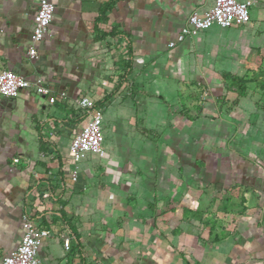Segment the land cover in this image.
I'll list each match as a JSON object with an SVG mask.
<instances>
[{
  "label": "crops",
  "instance_id": "crops-1",
  "mask_svg": "<svg viewBox=\"0 0 264 264\" xmlns=\"http://www.w3.org/2000/svg\"><path fill=\"white\" fill-rule=\"evenodd\" d=\"M51 1L30 58L35 0H0V71L49 90L0 97V260L29 215L50 234L38 264H264V0L173 47L213 0ZM83 96L104 156L84 154L72 182Z\"/></svg>",
  "mask_w": 264,
  "mask_h": 264
},
{
  "label": "built area",
  "instance_id": "built-area-1",
  "mask_svg": "<svg viewBox=\"0 0 264 264\" xmlns=\"http://www.w3.org/2000/svg\"><path fill=\"white\" fill-rule=\"evenodd\" d=\"M36 11L33 16L30 45L27 55L36 57L35 44L38 43L47 31L52 19L54 5L51 0H35ZM254 0H213V4L204 11L193 10L187 16L186 22L178 31L175 39L168 42V47L182 42L186 37L206 31L212 27L227 29L245 25L250 20V9ZM32 89L40 95H47L49 90L43 86L40 79L29 81L23 76L9 70L0 71V97L14 98L21 90ZM77 106L89 115L88 120L75 133L68 144V154L74 163L70 171V180L77 179V163L86 153L104 156L102 147L101 119L102 113L94 107L88 97H80ZM14 163L18 159H13ZM22 235L18 245L0 260V264H38L37 253L43 241L49 237L46 227L37 224L29 215L24 216ZM64 249L69 248L70 238L61 235Z\"/></svg>",
  "mask_w": 264,
  "mask_h": 264
},
{
  "label": "rangeland",
  "instance_id": "rangeland-1",
  "mask_svg": "<svg viewBox=\"0 0 264 264\" xmlns=\"http://www.w3.org/2000/svg\"><path fill=\"white\" fill-rule=\"evenodd\" d=\"M224 82H223V84H224V86L226 87V86H228L229 87V89H231L232 87V89L233 90H235V92L237 93V94H242L243 93V89H244V86H243V82H244V79H243V77H242V75H240V76H228V75H226V74H224ZM243 90V91H242ZM228 97H224L223 98V101L224 102H222V105H224L223 107L224 108H226V104H227V101H228Z\"/></svg>",
  "mask_w": 264,
  "mask_h": 264
},
{
  "label": "trees",
  "instance_id": "trees-1",
  "mask_svg": "<svg viewBox=\"0 0 264 264\" xmlns=\"http://www.w3.org/2000/svg\"><path fill=\"white\" fill-rule=\"evenodd\" d=\"M128 55L130 56V50L128 49ZM130 58V57H129ZM95 107V106H94Z\"/></svg>",
  "mask_w": 264,
  "mask_h": 264
}]
</instances>
